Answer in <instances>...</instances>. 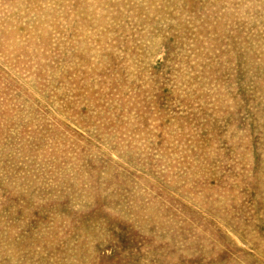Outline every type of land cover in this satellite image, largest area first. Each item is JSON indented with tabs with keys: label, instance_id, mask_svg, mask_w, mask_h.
<instances>
[{
	"label": "rangeland",
	"instance_id": "obj_1",
	"mask_svg": "<svg viewBox=\"0 0 264 264\" xmlns=\"http://www.w3.org/2000/svg\"><path fill=\"white\" fill-rule=\"evenodd\" d=\"M0 264H264V0H0Z\"/></svg>",
	"mask_w": 264,
	"mask_h": 264
}]
</instances>
